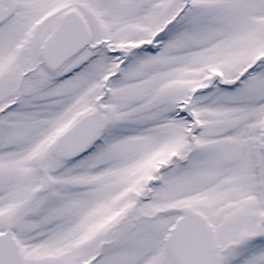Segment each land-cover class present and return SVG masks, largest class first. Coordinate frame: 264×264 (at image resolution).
<instances>
[{"label":"snow or ice","instance_id":"1","mask_svg":"<svg viewBox=\"0 0 264 264\" xmlns=\"http://www.w3.org/2000/svg\"><path fill=\"white\" fill-rule=\"evenodd\" d=\"M0 264H264V0H0Z\"/></svg>","mask_w":264,"mask_h":264}]
</instances>
